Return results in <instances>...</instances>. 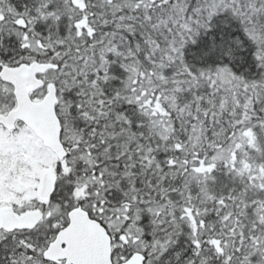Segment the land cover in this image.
I'll return each instance as SVG.
<instances>
[{"label":"snow or ice","instance_id":"obj_1","mask_svg":"<svg viewBox=\"0 0 264 264\" xmlns=\"http://www.w3.org/2000/svg\"><path fill=\"white\" fill-rule=\"evenodd\" d=\"M0 264H264V0H0Z\"/></svg>","mask_w":264,"mask_h":264}]
</instances>
